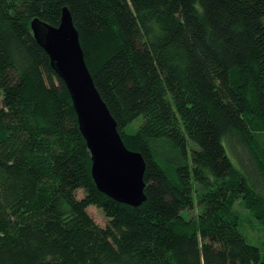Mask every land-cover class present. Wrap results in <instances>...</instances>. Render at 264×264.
I'll return each instance as SVG.
<instances>
[{
  "label": "trees",
  "instance_id": "1",
  "mask_svg": "<svg viewBox=\"0 0 264 264\" xmlns=\"http://www.w3.org/2000/svg\"><path fill=\"white\" fill-rule=\"evenodd\" d=\"M65 8L146 162L139 207L96 186L71 95L33 35ZM238 201L264 228V0H0V264H264Z\"/></svg>",
  "mask_w": 264,
  "mask_h": 264
},
{
  "label": "water",
  "instance_id": "2",
  "mask_svg": "<svg viewBox=\"0 0 264 264\" xmlns=\"http://www.w3.org/2000/svg\"><path fill=\"white\" fill-rule=\"evenodd\" d=\"M31 26L71 95L91 153L96 186L119 203L141 206L146 201V162L140 152L126 147L115 118L96 88L71 13L63 10L59 27L38 19Z\"/></svg>",
  "mask_w": 264,
  "mask_h": 264
},
{
  "label": "rangeland",
  "instance_id": "3",
  "mask_svg": "<svg viewBox=\"0 0 264 264\" xmlns=\"http://www.w3.org/2000/svg\"><path fill=\"white\" fill-rule=\"evenodd\" d=\"M129 130L131 131L132 128H129ZM77 195L78 198L81 199L84 195L83 191H78ZM235 210L239 213L241 218L240 232L248 243L260 249L264 259V228H262L261 225L251 217L250 213L240 204L239 201L235 204ZM88 213L99 226L104 228L109 225V219L99 208L91 206L88 208ZM197 213L198 207L196 206L191 210L190 215H196ZM184 216L186 217V214H184Z\"/></svg>",
  "mask_w": 264,
  "mask_h": 264
}]
</instances>
